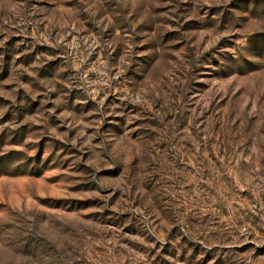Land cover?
<instances>
[{
  "label": "rangeland",
  "instance_id": "374dc122",
  "mask_svg": "<svg viewBox=\"0 0 264 264\" xmlns=\"http://www.w3.org/2000/svg\"><path fill=\"white\" fill-rule=\"evenodd\" d=\"M0 264H264V0H0Z\"/></svg>",
  "mask_w": 264,
  "mask_h": 264
}]
</instances>
